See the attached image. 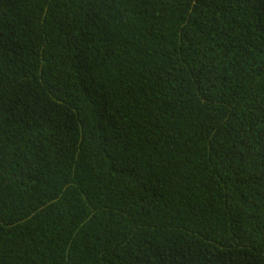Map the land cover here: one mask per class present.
<instances>
[{
  "label": "trees",
  "instance_id": "trees-1",
  "mask_svg": "<svg viewBox=\"0 0 264 264\" xmlns=\"http://www.w3.org/2000/svg\"><path fill=\"white\" fill-rule=\"evenodd\" d=\"M0 264H264V0H0Z\"/></svg>",
  "mask_w": 264,
  "mask_h": 264
}]
</instances>
